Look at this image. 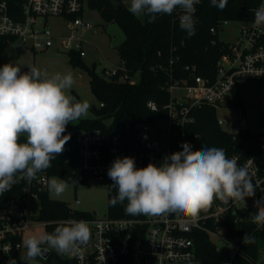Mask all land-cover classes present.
<instances>
[{"label": "built area", "instance_id": "2783aa9c", "mask_svg": "<svg viewBox=\"0 0 264 264\" xmlns=\"http://www.w3.org/2000/svg\"><path fill=\"white\" fill-rule=\"evenodd\" d=\"M89 0H15L16 16L11 13L7 0H0V35L19 39L20 44L34 50L53 47L55 41H61L58 48L69 53L87 55L84 34L97 32L95 24L84 18V7ZM122 2V0H121ZM124 5V3L122 2ZM261 4H264L262 0ZM260 4V5H261ZM49 16H63L68 19V36H57L47 26ZM44 23L38 26V20ZM241 42L229 44V51L222 54L216 62V75L213 80L195 75L192 83L173 82L168 86L170 100L167 104L166 119L169 122V146L167 149L148 147L137 137L142 130L148 131L146 123L135 127L136 143L124 141L120 132H106L101 129L84 130L78 139V162L76 172L94 176L100 180H111L107 171L112 162L125 156L133 157L137 168L149 163L159 164L166 155L182 151V142H187L186 127L195 118L192 110L202 104L219 106L230 104L234 87L240 78H257L261 81L262 109L264 112V26L257 28L252 20L243 21ZM212 32H216L212 28ZM195 68V66H193ZM116 71V70H115ZM115 71L106 73L107 76ZM150 108L157 104L149 101ZM237 126L224 127V121L217 118L218 124L235 133ZM260 148L264 151V126L259 131ZM23 142H26V138ZM22 142V143H23ZM193 150H197L193 147ZM238 165L247 167L252 176L256 192L253 197L236 201L228 205L215 200L206 210H202L197 219L175 214L148 215L143 218H114L107 213L103 216H72L60 218L57 225L69 220L87 221L91 237L87 245L82 246L79 256H69L76 264H202L195 244V233L204 231L210 237H221L225 244L216 249L228 247L229 259L219 264H232L233 258L241 250V243L234 242L227 235V224L232 220L240 223L250 220L249 215L258 211L254 201L264 197V175L253 157L244 158L232 154ZM49 175L46 171L37 174L32 183L21 180L11 190L0 196V264H8L15 258L16 264H24L20 259L24 254L23 233L35 220L42 222L41 194L47 190ZM76 203H80L79 200ZM73 212L77 210L71 208ZM262 228L264 226H258ZM222 232V234H221ZM52 251V250H51Z\"/></svg>", "mask_w": 264, "mask_h": 264}, {"label": "clouds", "instance_id": "9594fccd", "mask_svg": "<svg viewBox=\"0 0 264 264\" xmlns=\"http://www.w3.org/2000/svg\"><path fill=\"white\" fill-rule=\"evenodd\" d=\"M201 0H130L129 13L146 17L154 23L158 15H172L179 10V28L188 37L196 32V5ZM221 11L228 0H210ZM254 24L264 26V4L254 11ZM27 72L12 63L0 67V196L21 180L32 183L37 174L51 167V161L61 155L70 134L66 126L87 118L91 105L77 100L69 93L75 83L71 72L49 74L36 66ZM24 136L26 142H20ZM182 151L163 157L157 166L149 163L137 168L133 157H117L107 171L117 189L110 205H124L131 216L175 214L197 219L215 200L228 205L245 203L253 197L256 186L247 167L238 165L236 158H228L223 148L203 146L193 150L182 142ZM79 181L50 177L47 189L51 196L61 197L71 185ZM125 201L127 203L125 204ZM258 211L249 215L253 224L264 226V197L254 201ZM91 237L84 220H69L54 231L34 233L23 239L26 252L20 259L24 264H39L51 250L60 256H79L82 246ZM255 237L245 234L244 244L254 243ZM39 258V259H38ZM8 264H16L10 258Z\"/></svg>", "mask_w": 264, "mask_h": 264}, {"label": "trees", "instance_id": "16d2710c", "mask_svg": "<svg viewBox=\"0 0 264 264\" xmlns=\"http://www.w3.org/2000/svg\"><path fill=\"white\" fill-rule=\"evenodd\" d=\"M11 13L16 15L15 0H7ZM121 1V0H120ZM262 0H228L224 10L211 5L210 0H201L196 5V32L192 37L179 28V10L172 15H158L154 23L146 17L137 18L123 5L116 10L111 0H89L88 4L98 9L107 23L116 21L125 33L124 41L118 50L121 66L115 73L105 76L96 72V67L85 66L79 54L69 53L74 66H82L90 76V87L99 99V107H94L93 117L81 118L66 126L64 135L70 134L64 152L51 161L45 170L48 175L59 174L64 179L77 180L87 175L76 172L78 162V139L84 130L101 129L109 133L120 132L127 142L135 133L138 123H147L165 118L170 100L168 86L173 82L192 83L195 75L213 80L216 75V62L222 54L229 51V44L221 41L218 30L223 21H248L254 18V11ZM212 28L216 32H212ZM14 38L0 35V52ZM195 66V68H193ZM139 76L137 80L132 77ZM252 78V77H248ZM153 101L156 109L147 104ZM231 105L244 109L237 85L233 89ZM216 106L205 103L192 110L194 122L186 127V139L192 147L199 150L202 145L223 148L229 158L240 154L244 158L253 157L264 175V151L260 148L259 132L240 129L232 133L218 124ZM25 137L20 138L23 142ZM70 164L72 171L67 167ZM110 184V200L117 195V189ZM127 201H125V204ZM40 219L46 221L49 233L53 232L60 218L72 216L89 217L92 214L71 210L70 205L49 196L48 189L41 194ZM110 217L143 218L145 215L131 216L125 213L124 205L111 206ZM230 240L241 243V250L233 258L232 264H264V227L257 228L251 220L227 224ZM248 233L255 237L254 243L244 244L243 237ZM196 251L202 264H219L229 259L230 250L223 247L220 251L210 235L204 231L195 233ZM42 264H76L73 258L60 256L55 251L43 260ZM119 264H123L122 260Z\"/></svg>", "mask_w": 264, "mask_h": 264}, {"label": "rangeland", "instance_id": "374dc122", "mask_svg": "<svg viewBox=\"0 0 264 264\" xmlns=\"http://www.w3.org/2000/svg\"><path fill=\"white\" fill-rule=\"evenodd\" d=\"M124 5L130 6V0H122ZM84 18L97 28V32H86L84 38L87 41L85 49L87 55L83 57L85 66L96 67V72L107 76L106 73L115 71L121 66V58L118 47L125 39V33L116 21L107 23L101 12L91 7L88 3L84 7ZM44 18L38 20V26L44 23ZM68 19L63 16H49L47 26L55 35L68 36L71 32L67 28ZM244 25L240 20L223 21L218 30V37L226 43L241 42V28ZM61 41H55L53 47L37 49L23 46L19 39H13L0 52V67L6 63H12L19 67L22 72H27L30 66H36L41 71L49 74L60 72H71L75 83L69 93L77 100H87L91 105L87 117H93L94 107H99L100 102L90 87V76L82 66H74L70 61V54L57 46ZM139 76L132 77L137 80ZM244 109L231 104L219 106L216 110L217 118L224 121V127L237 126L238 120L244 117L251 132H259L264 126V112L262 109V88L261 81L257 78H240L237 81ZM148 131H143V124H139L141 131H137L139 140L148 147L167 149L169 146V122L166 118L155 119L146 123ZM64 179L59 174H52L50 177ZM49 177V178H50ZM66 180V179H65ZM79 183L71 185L61 197L49 196L61 200L70 205L71 208L97 216H103L109 212L110 184L108 179L100 180L90 176L85 179L78 178ZM49 193V192H48ZM79 200L80 203H76ZM48 232L45 222L35 220L24 231L23 239L31 234ZM222 234V232H221ZM218 246H223L225 241L221 237H212ZM54 251V250H53ZM26 249H24V253ZM262 259L264 260V252Z\"/></svg>", "mask_w": 264, "mask_h": 264}, {"label": "water", "instance_id": "95a60500", "mask_svg": "<svg viewBox=\"0 0 264 264\" xmlns=\"http://www.w3.org/2000/svg\"><path fill=\"white\" fill-rule=\"evenodd\" d=\"M111 2H112L113 6H114V8H115L116 10H119L120 8L123 7V4H122V2H121L120 0H111ZM239 125H240L241 129H243V130H247V129L249 128L248 123H247V121H246L245 118L239 123ZM136 139H137V138H135V135H134V134H131V135L129 136V138H128V140H129L130 142L134 143V144L136 143ZM67 167H68V169H69L70 171H72V168H71V166H70L69 163H67ZM50 253H51V251H49V252L44 256V259H46V258L50 255Z\"/></svg>", "mask_w": 264, "mask_h": 264}, {"label": "flooded vegetation", "instance_id": "af4514ba", "mask_svg": "<svg viewBox=\"0 0 264 264\" xmlns=\"http://www.w3.org/2000/svg\"><path fill=\"white\" fill-rule=\"evenodd\" d=\"M39 259V258H38ZM44 258L39 260V264H42Z\"/></svg>", "mask_w": 264, "mask_h": 264}]
</instances>
